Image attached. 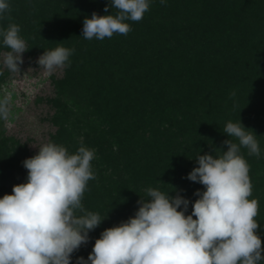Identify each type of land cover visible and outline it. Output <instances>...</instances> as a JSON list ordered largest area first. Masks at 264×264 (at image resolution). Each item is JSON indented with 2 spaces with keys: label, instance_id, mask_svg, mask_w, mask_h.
Masks as SVG:
<instances>
[{
  "label": "trees",
  "instance_id": "16d2710c",
  "mask_svg": "<svg viewBox=\"0 0 264 264\" xmlns=\"http://www.w3.org/2000/svg\"><path fill=\"white\" fill-rule=\"evenodd\" d=\"M8 3L5 15L11 19H0V29L19 25L30 56L58 45L74 49L63 76L52 77L57 92L46 99L54 109L47 120L56 126L50 142L70 154L80 146L95 150L96 178L88 182L82 204L105 219L89 237L100 238L105 229L134 217L138 201L150 199L148 188L188 199L185 214H191L194 193L204 190L187 179L198 167L196 158L227 151V139L238 142L223 129L240 120L260 148L259 157L245 148L241 154L250 166L249 199H258L255 219L264 242V0H150L142 20L126 21L132 29L127 35L103 40L84 39L83 21L93 12L114 15V8L104 11L110 0ZM9 50L0 37V53ZM70 91L74 115L88 114L102 127L84 133L83 141L62 99ZM27 148L0 140V198L27 182Z\"/></svg>",
  "mask_w": 264,
  "mask_h": 264
},
{
  "label": "clouds",
  "instance_id": "9594fccd",
  "mask_svg": "<svg viewBox=\"0 0 264 264\" xmlns=\"http://www.w3.org/2000/svg\"><path fill=\"white\" fill-rule=\"evenodd\" d=\"M109 7L117 10L114 15L93 12L84 19V39L127 35L132 29L126 21L142 20L150 0H110L104 11ZM10 11L8 0H0V19L10 20L5 15ZM20 31L15 23L0 29L3 46L10 49L0 53V64L14 74H20L22 54L29 50ZM73 52L58 45L44 51L37 63L51 74L69 66ZM9 104L7 95L0 98V119L9 118ZM223 132L238 142L227 139L223 142L227 151L196 158L198 167L187 179L204 190L194 193L198 199L191 214H185L188 199L148 188L150 199L138 201L134 217L105 229L87 260L78 257L76 264H262L264 242L255 219L259 202L249 199L250 166L241 154L245 148L248 155L259 157V144L240 120L229 121ZM94 158V149L80 146L70 154L64 146L48 142L22 162L27 182L14 185L12 194L0 198V264H71L72 254L105 219L82 204L88 182L96 178Z\"/></svg>",
  "mask_w": 264,
  "mask_h": 264
},
{
  "label": "rangeland",
  "instance_id": "374dc122",
  "mask_svg": "<svg viewBox=\"0 0 264 264\" xmlns=\"http://www.w3.org/2000/svg\"><path fill=\"white\" fill-rule=\"evenodd\" d=\"M41 55L30 56L27 52L23 53L24 63L20 66V74L11 73L1 64L3 72L6 73L2 79L0 78V98L5 95L10 98V114L7 120L0 119V140L7 137L18 141L20 144H25L28 147V158L36 155L38 147L50 142V136L56 132V126L47 120V117L54 113V109L46 99L56 96L57 90H55L52 77L61 78L64 73V69H57L51 74L44 72L37 63ZM72 96L74 93L70 91L67 95H62V99L64 103L65 101L66 104L68 103V109H72L73 113L68 121L74 123L72 126L75 127L76 137L83 141L84 133L94 129L101 131L102 127L99 126L97 120L90 121L88 114L85 116L74 115L77 110L74 108V104L69 101ZM78 119L80 120L79 123L77 122ZM10 143L14 145L13 142ZM100 162L104 161L100 160ZM104 165L102 168H106L107 163ZM103 175L108 178V175L112 176V172L108 171V174L103 173ZM96 239H98L96 235L95 239L90 236L88 242L81 245L72 254L71 264H76L78 257L87 260Z\"/></svg>",
  "mask_w": 264,
  "mask_h": 264
}]
</instances>
